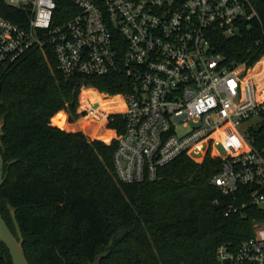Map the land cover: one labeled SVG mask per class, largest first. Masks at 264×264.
Returning <instances> with one entry per match:
<instances>
[{
    "label": "trees",
    "instance_id": "trees-1",
    "mask_svg": "<svg viewBox=\"0 0 264 264\" xmlns=\"http://www.w3.org/2000/svg\"><path fill=\"white\" fill-rule=\"evenodd\" d=\"M56 5L63 13L70 3ZM258 9L261 29L234 37L214 32L213 52L249 65L263 54L264 0ZM0 15L19 24L29 18L24 8L4 0ZM257 37L259 45L253 43ZM81 85L107 94L130 88L116 72L65 79L50 45L28 50L0 79V213L16 235L14 208L29 264H90L106 251L100 264H217L220 243L237 245L252 235L255 207L225 214L232 200L239 205L246 196L224 194L212 182L219 157L206 154L196 161L182 153L159 166L155 180L120 182L112 155L124 118L78 112ZM81 97L94 114L111 108L93 88H84ZM0 264H12L1 242Z\"/></svg>",
    "mask_w": 264,
    "mask_h": 264
},
{
    "label": "built area",
    "instance_id": "built-area-1",
    "mask_svg": "<svg viewBox=\"0 0 264 264\" xmlns=\"http://www.w3.org/2000/svg\"><path fill=\"white\" fill-rule=\"evenodd\" d=\"M67 1L58 13L56 0H4L29 18L19 24L0 15V79L28 50L46 45L65 79L125 76L130 88L120 93L80 87L111 101L103 115L88 106L93 117L124 118L112 155L116 178L155 180L158 167L182 153L196 161L219 157L212 182L224 194L246 196L225 214L249 204L258 216L251 236L216 247L217 264H264V53L250 65L225 61L212 43L214 32L234 37L261 29V0Z\"/></svg>",
    "mask_w": 264,
    "mask_h": 264
},
{
    "label": "water",
    "instance_id": "water-1",
    "mask_svg": "<svg viewBox=\"0 0 264 264\" xmlns=\"http://www.w3.org/2000/svg\"><path fill=\"white\" fill-rule=\"evenodd\" d=\"M2 134V123H0V135ZM14 161V160H13ZM12 162V161H11ZM3 157L0 151V186L4 182V172H3ZM14 208L10 209L12 221L15 227L16 235L8 227L4 218L0 213V242L5 245L9 253L12 264H29L24 250H23V236L19 227V224L15 218ZM108 251L98 254L94 257L90 264H100L102 258L107 256Z\"/></svg>",
    "mask_w": 264,
    "mask_h": 264
},
{
    "label": "rangeland",
    "instance_id": "rangeland-1",
    "mask_svg": "<svg viewBox=\"0 0 264 264\" xmlns=\"http://www.w3.org/2000/svg\"><path fill=\"white\" fill-rule=\"evenodd\" d=\"M100 93V95L102 94L100 91H98ZM101 101H106V100H101ZM88 105V104H87ZM84 102V99L81 97V92L78 95V112H82L83 110H87V112L91 115L94 116L91 112H89L88 110V106H87ZM95 106H98V104L95 102L94 104ZM112 105H116V104H112ZM117 112V111H115ZM99 118H102V116H99Z\"/></svg>",
    "mask_w": 264,
    "mask_h": 264
}]
</instances>
